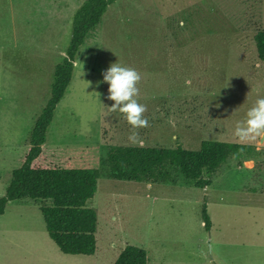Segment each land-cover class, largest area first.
I'll return each mask as SVG.
<instances>
[{"label":"rangeland","instance_id":"374dc122","mask_svg":"<svg viewBox=\"0 0 264 264\" xmlns=\"http://www.w3.org/2000/svg\"><path fill=\"white\" fill-rule=\"evenodd\" d=\"M84 1L0 0V197L23 162ZM262 27L264 0L110 5L79 49L40 160L99 171L86 203L97 215L95 254H62L47 235L40 201L23 199L0 216V264H113L127 245L145 250L147 264H264V141L241 143L234 135L264 97V63L253 42ZM115 63L141 75L136 99L150 124L139 130L143 147L198 150L212 141L254 148L205 174L203 189L176 171L164 184L110 179L108 151L140 146L129 142L123 114L108 109L114 101L103 74Z\"/></svg>","mask_w":264,"mask_h":264},{"label":"trees","instance_id":"16d2710c","mask_svg":"<svg viewBox=\"0 0 264 264\" xmlns=\"http://www.w3.org/2000/svg\"><path fill=\"white\" fill-rule=\"evenodd\" d=\"M115 1L85 0L73 14L70 40L65 57L54 67L50 95L35 120L23 162L12 170L10 182L0 197V216L9 202L40 201L39 210L47 235L66 255L95 254L97 215L94 209L86 207V203L97 191L100 174L94 168H61L43 165L40 160L46 130L71 80L79 49ZM253 42L257 59L264 63V27L255 32ZM252 148L251 145L212 141H202L198 150H186L180 145L172 149L112 147L107 153V175L117 181L164 184L173 182V171H176L187 183L203 189L210 184L208 178L231 156L250 152ZM201 217L204 228L209 229L211 224L205 205ZM113 264H147V254L139 247L127 245Z\"/></svg>","mask_w":264,"mask_h":264},{"label":"clouds","instance_id":"9594fccd","mask_svg":"<svg viewBox=\"0 0 264 264\" xmlns=\"http://www.w3.org/2000/svg\"><path fill=\"white\" fill-rule=\"evenodd\" d=\"M103 75V82L109 85L107 98L114 101L108 109L123 114L132 129L128 137L129 142L143 146L144 141L139 130L149 127L150 124L145 116L146 106L136 99L139 95L140 73L134 68L115 63ZM234 135L241 143L264 141V97L258 98L247 111L245 120L237 124Z\"/></svg>","mask_w":264,"mask_h":264}]
</instances>
